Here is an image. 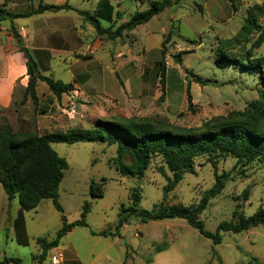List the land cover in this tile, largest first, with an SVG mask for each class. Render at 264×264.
I'll return each mask as SVG.
<instances>
[{
  "label": "rangeland",
  "instance_id": "rangeland-1",
  "mask_svg": "<svg viewBox=\"0 0 264 264\" xmlns=\"http://www.w3.org/2000/svg\"><path fill=\"white\" fill-rule=\"evenodd\" d=\"M39 1L34 5L38 6ZM45 1L53 4L56 2ZM99 1L69 0L78 10L90 13L97 9ZM152 1L156 0L110 2L116 13L122 9L118 21L121 24L136 11L147 10ZM28 6V0H7L6 5L15 12L27 10ZM261 7L264 8V0H239L237 12L233 11L229 0H185L182 4H173L124 40L128 44L130 40L131 44L133 42L135 52L143 48L150 50L147 58L149 63L155 64L157 59L163 58L162 52L156 48L162 45L163 29L167 31L164 36L167 41L162 50L168 64L165 83L170 109L166 110L167 115L160 114L155 108L161 103L156 102L144 111L147 117L168 118L175 125L198 128L215 117L244 111L257 100L263 86L260 77L234 63L222 66L218 59L222 54L246 59L247 51L257 39L258 33L253 34L249 41L236 44L234 39L239 37L248 11L259 14ZM199 8H202V13ZM260 23L264 26V16L260 18ZM103 25L109 26L105 21ZM13 26L24 38L41 73L64 83L72 81L71 71L83 74L97 63L81 59L71 68L69 64L76 60L74 56H66L68 60H65L66 57L51 59L50 52L44 51V48L49 51L56 48L59 42L57 32L67 35L68 31L72 32L77 27L81 32V41H86L82 45L79 42L72 43L79 47L76 51L80 53L86 51V44L93 46L98 40L110 42L106 36H100L89 23H84L76 11L46 12L20 18L12 23H0V125L6 126L9 123L15 130H19L23 122L32 126L35 120L37 131L45 134L79 126L92 128L98 120H105L94 118L88 122L79 114L72 117L75 113L68 114L65 105L55 97L51 99L42 96L39 109L43 111L47 108V112L41 115L35 112L30 100L23 102L28 77L25 59L11 33ZM21 27L27 29L30 35L27 30L23 34ZM170 31L172 36L169 38ZM179 54L182 63L175 58ZM254 55L264 56V44L254 51ZM96 57L108 60L104 50H100ZM185 70L212 81L205 87L191 82L193 105L190 110L187 107L189 80ZM121 73H124L123 70ZM39 90L41 92L42 87ZM78 103L84 104V101ZM92 104L87 102L86 105L93 108ZM53 117L69 119L74 123H52ZM53 147L69 164L59 188V201L68 221L72 223L80 220L84 204L87 201L91 203V211L86 218L88 227L73 229L61 239L58 246L65 256L78 257L79 264H220L221 261L224 264H256L254 260L258 261L257 264H264L263 225L240 234L223 232L222 243L218 245L183 219L150 221L145 224L132 219L117 236H99L103 232H115L120 207L132 203L133 188L141 190L140 207L145 210H153L164 200V189L168 181L159 172V168L165 167L162 159L154 158L144 178L139 180L122 171V167L131 164V158L119 161L116 145L80 142L55 143ZM224 172L230 173L231 180L222 194L212 199L199 216L207 231L215 233L221 222L234 219L233 211L237 204H240V211L246 216L264 209V163L255 161L243 166L233 157L205 156L196 159L194 173L185 175L178 187L167 195L166 203L198 207L203 195L214 185L215 174ZM166 173L171 176L167 168ZM102 179H106L105 197L94 198L90 193L91 183ZM246 190H249L247 201L244 199ZM61 216L62 213L55 208L51 199L43 200L32 211L22 210L18 199L8 201L0 185V261L19 258L22 264H50L56 248L51 249L43 258L37 239L54 240L62 227ZM165 245V251H156Z\"/></svg>",
  "mask_w": 264,
  "mask_h": 264
},
{
  "label": "trees",
  "instance_id": "trees-1",
  "mask_svg": "<svg viewBox=\"0 0 264 264\" xmlns=\"http://www.w3.org/2000/svg\"><path fill=\"white\" fill-rule=\"evenodd\" d=\"M185 0H156L150 2L149 8L144 11H136L129 20L118 24L121 12H115L110 0H100L97 9L90 13L78 10L70 4H47L43 0L38 6L33 0H28L27 10L15 12L8 9L6 5H0V23L15 22L20 18L43 15L46 12L76 11L85 23H89L100 36H106L109 40H117L124 35L135 31L139 26L149 23L166 9L174 5L182 4ZM239 0H229L234 12L238 11ZM260 13L248 11L247 17L241 28L239 37L234 42L249 41L253 34L258 33L257 39L247 51L246 59H236L228 55L219 56L222 66L234 63L244 70L258 75L261 79L262 89L259 98L253 101L244 111L232 112L227 116L215 117L198 128H186L173 124L168 118H119L98 120L92 128L73 127L66 131L54 130L49 133L40 134L34 126L23 122L19 130H15L11 124L0 125V185L4 190L8 201L18 199L21 209L32 211L36 209L45 199H51L55 208L62 213V227L58 230L56 238L52 241L46 238H38L37 243L46 254L57 248L68 233L77 227H88L86 218L91 211V203L86 202L83 207L81 219L69 222L64 215V210L59 201V188L65 177V171L69 164L67 160L59 155L53 147L55 143L76 144L80 142H95L117 146L118 160L131 158L129 166L122 167V171L137 179H143L154 158L160 157L165 167L159 168L167 178L164 189L165 198L159 202L153 210H145L140 207L142 192L139 188L131 191L132 203L128 206L122 204L115 224V232L108 231L98 234L99 236H117L120 230L132 219L145 224L150 221H163L167 219H183L191 227L195 228L204 237L213 240L214 244L222 243V233L240 234L253 228L264 226V209H259L252 216H246L240 211L241 206L237 204L230 221L219 224L215 233L205 229L204 222L199 216L207 209L212 199L221 195L227 183L231 180L230 173L215 174V183L202 197L198 207H186L181 205H168L167 195L174 191L183 181L186 174L194 173L195 160L200 157H233L243 166L255 161L264 163V56L256 57L254 51L264 44V26L260 18L264 16V8ZM202 13V8H199ZM109 26H104L103 22ZM20 53L25 59L28 83L23 92V102L30 100L38 114H46L47 108L41 111V99L38 95V83L44 82L51 95L58 101L62 96L72 90V83H64L61 80L45 76L39 69L38 62L32 56L25 40L14 26L11 28ZM172 31L169 32V38ZM168 39V38H167ZM166 39L162 42L165 46ZM230 41V40H229ZM230 43V42H229ZM163 58L157 63L158 77L160 79L161 95L159 103L166 98V70L165 52ZM90 57L85 56L84 59ZM178 62L182 63L181 55H176ZM188 78L187 107L192 108L193 98L190 85L194 82L201 87L212 83L185 70ZM121 85L122 82H121ZM166 168L171 176L166 173ZM106 179L100 182L92 181L90 193L94 198L105 197ZM244 199H249V190L244 192ZM95 235V233H93ZM167 249L158 247L157 252ZM257 264L258 261L254 260ZM0 264H22L19 258H5ZM126 264V263H125ZM220 264H224L222 261Z\"/></svg>",
  "mask_w": 264,
  "mask_h": 264
},
{
  "label": "crops",
  "instance_id": "crops-1",
  "mask_svg": "<svg viewBox=\"0 0 264 264\" xmlns=\"http://www.w3.org/2000/svg\"><path fill=\"white\" fill-rule=\"evenodd\" d=\"M38 1L33 0V4ZM43 1L47 4H53L46 2L45 0ZM120 1L123 2L124 0ZM39 2H41V0ZM66 3L70 4L69 0H56V2H54V4ZM0 4L7 5V0H0ZM121 11L122 9L120 12ZM22 28L25 29L24 27H21V30ZM26 30L27 29H25V32ZM72 30V32L68 31L67 35L63 32L56 33L58 37L57 40L59 42L55 46L56 48L52 51L44 48V51L50 52L49 56L51 59L74 56L76 60L70 61L71 63L69 65L71 68L74 63L84 59L85 56L90 57V60L97 63L94 65L95 67L87 68L83 74H76L72 71L70 72L72 81L66 83H72L74 88H79L82 93L81 99L79 101H84V104L80 103L79 105V103H77L76 112L74 115H72V117H75L77 114H79L84 120L88 122L94 118L119 119L147 117L148 114L144 111L146 108L156 104V102L158 103V99L161 95L159 82L160 79L158 77V70L156 66L161 59H157L155 64L149 63L147 55L150 53V50L143 48L139 52H135L134 45L133 42L131 44V40L129 41L130 44L124 43V40L130 38L134 31L117 40H110V42L108 41V43H112L109 45H107L108 43L104 40L96 41L93 46L86 44V51L80 53L76 51V48L78 49L79 47L75 45L73 46L72 43L79 42L82 45L86 43V41H81V32L77 30V27L73 28ZM166 32V28H164L162 33L163 41ZM27 33L30 35L28 30ZM35 38H37V35ZM29 39H26V41ZM156 49H158L160 52H163L162 45ZM100 50L107 52L108 60H102L100 57H96ZM67 57L65 60H68ZM121 70H123L124 73H121ZM121 82L123 85H121ZM27 83L28 80L26 82V86ZM40 87H42L41 92L39 90ZM37 90L40 99H42V96L48 97L52 94L48 86L41 81L38 83ZM87 102L93 103V108L90 107L91 105H86ZM61 103L67 106L68 96L66 94L62 96ZM155 109L160 114L167 115L166 110L169 111L170 109V102L167 94L165 101ZM53 119L54 121L52 120V123H55V121L59 123L63 121L66 124L73 122H70L69 119L55 117H53ZM96 123L97 122H95V124ZM57 248L60 249L59 247ZM79 262L80 261L78 257H72L66 254L64 264H79Z\"/></svg>",
  "mask_w": 264,
  "mask_h": 264
},
{
  "label": "built area",
  "instance_id": "built-area-1",
  "mask_svg": "<svg viewBox=\"0 0 264 264\" xmlns=\"http://www.w3.org/2000/svg\"><path fill=\"white\" fill-rule=\"evenodd\" d=\"M22 33H25V29L22 28ZM68 96V103L67 106H65V111L68 114H72L76 112V107L78 101L81 99V90L79 88H74V90L66 93ZM65 262V254L62 250L56 248V251L51 256L50 264H64Z\"/></svg>",
  "mask_w": 264,
  "mask_h": 264
}]
</instances>
